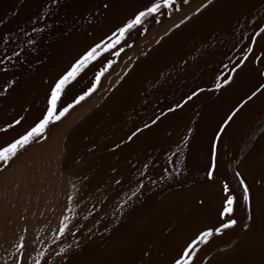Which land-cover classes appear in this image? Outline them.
<instances>
[{
	"label": "bare ground",
	"instance_id": "obj_1",
	"mask_svg": "<svg viewBox=\"0 0 264 264\" xmlns=\"http://www.w3.org/2000/svg\"><path fill=\"white\" fill-rule=\"evenodd\" d=\"M204 3L198 7L199 12L195 7L194 12L186 16L183 23L173 27L167 34L168 37L161 38L145 56L135 59L129 70L126 69L125 75L106 91V97L97 108L88 110L84 117L81 115L82 119L78 116L75 127L77 135L86 139L89 144L113 146L120 141L122 143L140 129L131 141L124 140L118 150L120 153H126L127 157L128 154L137 155L136 157L143 160L142 154L145 152L147 156H154L155 163L160 164L157 169L155 167V179L160 180L182 170L180 145L187 131L185 123H191L188 121L191 120V113L210 96L212 99L209 102L213 106L223 99L225 102L231 98L230 95L236 88L239 87L240 91L247 81L253 80L260 71L264 72V33L256 37L255 42L251 39L255 35L254 30L258 31V25H264V0H211V3L207 0ZM104 4H108V7L105 8ZM148 4L149 0H58L55 4L51 0H0V61H3L0 63V90L7 89L4 95H0V129H4L0 131V135L12 127L9 125H19L36 112L39 116L46 110L50 86L54 81L88 48L101 41L106 43L108 37L126 23L134 12ZM196 5H199L198 1ZM34 28L42 31L36 32ZM133 30L134 28L126 36L134 32ZM4 37L9 38L7 43ZM29 37H32V43H28ZM122 42L117 45L116 51L125 40ZM236 44L237 47L244 48V51L246 47L253 49L252 53L245 51L246 59L251 63L249 69H241L233 74L227 85L222 82L220 87L223 89L219 88V91L209 94L200 91V95L182 102V108H177L172 113L165 111L177 107L179 100L190 91L220 84L217 62L231 54L232 50L235 51L232 48ZM17 52L20 53L19 57L14 54ZM230 56L232 55L227 57ZM98 58L80 73L68 89L90 70L88 68L98 63ZM116 71L115 73L118 72ZM261 102L262 99L256 98L238 114L239 154L242 142L246 138L249 140L244 119ZM246 111L248 112L245 116ZM153 120H156L155 124L152 123ZM73 121L71 122L74 126L76 123ZM69 124L66 129H70ZM145 124L149 127L145 128ZM231 132L232 130L227 133L228 139H231ZM61 143L59 136L51 142L47 140L31 147L28 145L25 151L22 150L23 153L9 162V166L7 164V168L4 166L5 170L1 169L0 264H15L17 259L20 264H35L40 258L37 253L47 251L60 220L72 206L69 197L72 198L75 194L74 188L77 184L74 183L72 189L73 183L70 181L73 179L67 180L69 176L62 175L57 169L60 167L58 162ZM251 153L250 156L253 155ZM221 154L225 156L226 153L222 150ZM192 158L190 163H193L195 157ZM237 173H240V179H243L249 190L250 212L244 205L241 188L234 204V217L239 218L237 227L227 229V232L215 240L212 239L207 245H196L195 264H264V154L257 156L244 171L238 170ZM218 182L219 189L216 187L215 192L201 187L198 191L175 190L158 198L120 238L108 244L100 257L88 264H172L177 253L200 231L218 227L221 223L219 213L224 203L223 184L226 182ZM227 184L230 188L229 194L232 195L233 187ZM71 192L74 194L71 195ZM249 215L252 220L248 219ZM85 220L81 224V231L92 223ZM244 223L249 224V230L242 227ZM21 237L24 248L22 252H18L16 245ZM221 237L222 240L232 239L233 245L230 248L225 247L217 256H207L208 251L213 249L212 245Z\"/></svg>",
	"mask_w": 264,
	"mask_h": 264
},
{
	"label": "rangeland",
	"instance_id": "obj_2",
	"mask_svg": "<svg viewBox=\"0 0 264 264\" xmlns=\"http://www.w3.org/2000/svg\"><path fill=\"white\" fill-rule=\"evenodd\" d=\"M176 1H177L176 2L177 4L175 5V7L178 8L179 11H176L175 9H173L167 12L163 16L157 15L159 17H156L157 19L154 18V20L150 19L151 17L146 18L141 26H137L136 27L137 29L134 28L133 31L136 33L131 31L132 33L127 35L128 37L126 36L125 42L123 41L124 44L120 45L119 48L117 49V51H119L120 53L119 56L115 57L114 55H111V51L112 52L116 51V49L114 50L110 49L109 50L110 53L101 51V54H100L101 56L99 55V58H98L99 60L96 61L98 63H95L93 66L88 68L90 70L87 69L88 70L86 71L87 73L84 74L76 82V84L72 85L67 90V94L62 95L61 101L57 103L58 104L57 109H59L61 105H66L67 103L71 102L72 99H74L76 95H80L82 94L83 91H86L87 88L91 86V83L94 80L95 72L98 71L102 67V64L107 63L109 59L114 61V63L108 68V70L101 77L100 81L97 84L96 89L92 93H90L88 96H86L79 104H75L68 111V113H66L59 121H57L54 124H50L51 126H49L48 130L46 131L45 136L39 137V139L37 138L34 142L29 144V146L31 147L33 146V144L38 145V143L40 144L47 140L51 142L52 140L55 139V137L57 138L60 136L61 142H62L61 143L62 148H60L61 156H59L60 162H58V164H60L59 165L60 167L57 165V167H59L57 169L60 171L59 173H61L62 175L65 174L67 177L69 176V179L65 176L67 180L73 179L72 181H70V183L71 182L73 183L72 189L74 188V183L75 185L77 184V187H78V188L77 187L74 188L75 194L72 193L73 191L71 192V195L74 194L72 195V198H73L71 199L72 201H70L72 206H70L69 210H66L67 214L64 213L66 214L65 216L70 217L69 228L71 229L73 228L72 231H75L76 235L72 236L66 233L65 236H61L59 239H55L59 231V227H58V229L55 232L56 233L54 236L55 238L53 237V240L51 241L52 245L50 244L47 248V251L45 250L44 251L45 253L43 252L45 256L43 255L42 257L39 258L40 264H64L65 255L66 257L68 256L67 264H88L89 262H94L98 257H100V255L102 254V251L108 246V244H111L114 241H116L118 238H120L125 233V231L128 230L132 226V224L136 223V221L142 216V214L145 211H147V209L151 208L152 205H154L161 197H164L166 194L173 193L175 192V190H178L176 192H186V191H193V190L198 191L201 187H206L210 191L213 190V192H215L214 190L219 189L218 180H224L226 183H229L233 187L234 190L232 189V193L234 195L233 194L232 195L236 199L237 197L236 195L240 194L239 192H240V189L242 188L239 180L237 179V171L238 170L239 172L244 171L245 168H247V166L250 164V162H252L257 156L262 155V153L264 154V150H263L264 149V98H262L264 97V95L258 93L256 97H253L252 100H247V97L251 94V92L254 91L255 88L260 83H264V76H261L260 74H258V76L255 77L256 79L254 78L251 81H247V84L240 91H239V87L236 88L231 93L230 95L231 98H229L225 102H223L224 100L223 99L220 102L221 104L217 103L213 106L209 102L212 99V97L210 96L209 99H206L207 101L205 100L199 107H197L193 111V113H191V116H190L191 120H188L191 123L190 124L189 123L187 124V122L185 123L187 125V127L185 125V130H187L185 134L186 136L184 135V140H182V143H181L182 145H180V149L182 151L181 154L183 157L182 158L183 166L181 165V167H183L184 169L182 168V170H179V173L175 171V173L177 172L176 174H174L173 172L172 174H169L168 177L165 176V178H162L160 180L157 178L155 179V176L153 177L154 172H155V167L157 169L160 166V164L155 163L156 161L154 160L155 159L154 156L151 157L149 154L147 156V152L142 150V152L146 153V154L145 153L142 154L144 155V160L140 157H136L137 155L129 156L128 154V157H129L128 158L126 153L125 155L124 153H120L118 151L119 147H121L122 143H124V140L125 142H128V140H126L127 138H125L122 143L121 141L120 143H117L118 145L115 143V145L113 144V146H109V145L89 144L88 141H86V139H83L80 137V135H77V130L75 127L78 123L77 122L78 116L80 115L79 117H81L82 115V117H84L86 113H88V110L91 111L90 109L93 110L97 108L98 105L106 97L108 93L106 91H109L115 85V83H117V80L118 79L120 80L121 77L125 75L124 73H126V69L129 70V68L131 67V64L133 65V63L136 60H139L143 56H145L146 52L149 49H151V47L152 48L155 47L159 43L161 38L164 37L163 39H165L166 37H168L167 34L173 27L177 26V24L185 20L187 18L186 16L191 15L190 13L194 12L195 7L198 9V7H201L202 5H204L205 4L204 1L206 2L207 0H200V1L199 0H188L187 4H184L183 0H176ZM197 1L199 3L198 6L196 5ZM136 12H134L129 19L133 18ZM107 42L108 40L106 41V43ZM237 46L238 44H236L232 48V49H235V51L232 50L231 54L230 53L227 54L228 57L229 55H232L230 56V58H228L225 55V57H222L217 62V66H219V68L217 69L218 77L219 79H221L220 86L223 82L222 78L223 79L225 77L232 78L233 74H236L239 70L241 71L242 69V71H245L249 69L250 67L251 63H249L247 59L246 61H244L246 57L244 48L242 49ZM234 55H237V56H234ZM242 56L244 57V59H242ZM241 60L243 61L244 64L242 63L241 67L236 68L237 71H234V72L230 71V69H232L238 62H241ZM126 65H128V67L125 68ZM246 65H248V67ZM222 66H224L225 68ZM121 69L123 70L125 69L124 70L125 72ZM115 71L118 74L115 73ZM120 71L121 72L123 71V72L121 73ZM220 73H221V76H220ZM260 73L262 72L260 71ZM213 85L215 88H213ZM216 86L217 84L216 85L211 84L206 88L202 87V89L200 88V90L197 88L193 91H190L189 93H186L185 97H182L179 100L177 104L179 105V107H175V108L171 107L173 111H167V110L165 111L168 113H172L175 111V109L182 108L183 106L182 102L187 101V100L190 101L188 97L191 96V94L194 91L195 92L197 91L198 92V93L196 92L197 95L198 94L200 95L202 92H205V93L208 92L207 94H209V93L217 92V90L219 91L220 89H223L221 87H219L220 88L219 89ZM214 89L216 90L214 91ZM194 97L195 96H192V99ZM256 98L258 100L262 99V102L259 103L260 105L258 104L256 109L252 111L249 115L247 114L248 116H246V113L248 111L244 113L246 116L244 119V122H245L244 124L246 126L245 131H246V134L248 135L249 140L246 138L247 140L245 139L242 142L241 154L243 155H241L238 152L239 151L238 150L239 149L238 147L239 146V115L238 114H240L242 109H244V107L247 104L255 101ZM259 107H262V108H259ZM237 108L239 110L236 112V115L234 116L233 120L230 121L229 125L225 127V130L222 133H220L219 138H217L216 134L217 132H219L223 121L226 119L227 115L231 111ZM45 111L46 110H43V112L40 113L39 115L40 117L38 116V114L36 115L37 113L36 112L29 118H26L23 121H21L19 125H16V126L11 125L12 127L6 133H3L2 135H0V146H6L8 143L12 142L15 138H18L20 135L25 133L26 130H28L32 125H34V123H36L42 117V114ZM82 117L80 119H82ZM73 120H75V122ZM71 121H73L76 124H74L73 126L72 125L73 123ZM69 122L72 125V127L69 124ZM67 124H69L68 128L70 126V129H66ZM230 130H232L231 132L232 134L230 135L231 139H228L227 133H230ZM93 132L94 131H92V133ZM225 135H226V138H225ZM62 136H63V141H62ZM226 141H227V145H226ZM250 142H253V143H250ZM214 144H215V157H214L215 169L213 171L211 164L213 162L212 153H213ZM27 147L23 151H25ZM246 148L248 149V151H245L247 150ZM222 150L226 153L225 156H223L224 154H221ZM242 150H244L243 153H242ZM20 153H23L22 150L21 152L19 151L17 155H19ZM250 153L253 155L250 156ZM145 155L147 158L145 157ZM16 156L10 159L9 162L11 163V161H13V159H15ZM241 156H242V159H241ZM192 157L193 158L195 157V158L193 159ZM224 157L226 158L223 159ZM190 158H192L195 161L194 162L192 160L194 164L190 163L191 162ZM136 159H138V161ZM9 162H8V166L10 164ZM4 166L5 168L8 167L7 165L3 164V162H0V171L1 169L5 170ZM181 167L179 169H181ZM209 172H212L213 179H208ZM239 176H240V173H239ZM116 180H119L121 183L116 184L115 183ZM140 184H143V188H140V191L137 192V195L133 196L132 192L136 191L137 187ZM191 185L193 186V188ZM78 189H80V191ZM124 189L126 192L124 191ZM234 191L237 192V194ZM141 193H143L144 195H141ZM101 201H103V203H101ZM70 210H72V212ZM81 216H83L84 219ZM85 217H88L87 218L88 220L87 219L85 220ZM79 218L81 219L80 221H79ZM84 220L85 221L90 220L92 221V223L89 221L91 225L89 226L86 225L85 227L86 231L84 230V228H83V231H81V227H82L81 224L84 223ZM236 220L239 222V218H237ZM77 225L79 227L75 228L77 227ZM225 231L227 232V230ZM225 231L222 233V235L225 233ZM220 236L214 235L210 238V241L212 239L215 240L217 237H220ZM89 237H91V239H89ZM222 238L223 237H221L218 242H215V244L212 245L213 249H210L208 251L207 256H213V257L217 256L218 253L221 252L223 249L230 248L231 245H233L232 239L228 241L229 239L227 240L225 238V240L227 241L226 242L224 239L222 240ZM222 241L223 243H221ZM78 247H79V251H78ZM61 248L65 249V253H61L60 251ZM50 250L51 251L54 250L55 252L53 253L52 251L53 253L52 254L50 253L51 252Z\"/></svg>",
	"mask_w": 264,
	"mask_h": 264
},
{
	"label": "snow or ice",
	"instance_id": "obj_3",
	"mask_svg": "<svg viewBox=\"0 0 264 264\" xmlns=\"http://www.w3.org/2000/svg\"><path fill=\"white\" fill-rule=\"evenodd\" d=\"M53 4L57 3L58 0H51ZM184 4L188 3V0H183ZM209 3H211V0H209ZM176 0H149V4L145 6L142 10H138L133 18L129 19L126 23H124L122 26L118 27L110 37H108V42L105 43L104 41H101L99 43L94 44L90 48H88L83 55H81L78 59L75 60L74 63L71 64V66L63 73L61 74L58 79H56L52 86H50V95L47 98V108L46 111L42 114V117L34 123L28 130H26L25 133L20 135L18 138H15L12 142L8 143L6 146H0V162H3L5 165L8 164L10 159L15 157L19 151L23 150L28 146L30 143L34 142L37 138L43 137L46 134V131L49 128L50 124H54L57 121H59L68 111L75 105L79 104L86 96H88L90 93H92L96 87L98 82L100 81L101 77L104 75V73L108 70V68L114 63L112 60H108L107 63L102 64V67L95 72L94 80L91 83V86L87 88L86 91H83L82 94L76 95L74 99H72L71 102L67 103L66 105H61L59 109H57V103L61 101L62 95L67 94L68 86L72 84L73 81L77 79V77L80 75V73L88 67L90 63L95 61L98 56L101 54V50L103 52H109L110 49H115L117 45L120 44L121 41L125 40L126 34L129 33V31L133 28H136L137 26H141L142 23L145 21L146 18H156L157 15H165L167 12L175 9L176 11H179L178 8L175 7ZM104 7L107 8L108 4H104ZM200 9H197V12H199ZM42 19V18H41ZM184 21H181L183 23ZM36 32L42 31L40 28H34L33 29ZM255 35L251 38L253 42H255V38L260 36L262 33H264V25H258V31L254 30ZM142 34V33H141ZM5 42L7 43L8 37L3 38ZM28 43H32V37H29ZM130 47V45H129ZM245 51L248 53H252L253 49L251 47H246ZM17 57H19L20 53H14ZM114 56H119V51H113L111 53ZM246 59V57H245ZM258 59V58H257ZM0 63H3V61H0ZM243 61L238 62L230 71H235L236 68L240 67ZM261 76H264V72L260 73ZM231 80V77H225L223 79V84L227 85ZM220 87V84H217V88ZM5 90H0V95H4ZM264 94V83H260L254 91L251 92V94L247 97V100H252L253 97H256L257 94ZM197 93L193 92L191 96L188 97V99H191L192 96H196ZM246 102V101H245ZM242 106V105H241ZM179 107V105H177ZM239 109H235L231 111L226 119L223 121L219 132H217V138H219L220 133H222L225 130V127L229 125L230 121L233 120L234 116L236 115V112ZM168 111H173L172 108H169ZM159 117L156 118L158 120ZM156 120H153L152 123L155 124ZM16 123H19L17 121ZM11 127V125H9ZM145 128H148L149 125L145 124ZM0 131H4V129H0ZM141 131L140 129H137L136 132H133L132 135H130L127 139L129 141L132 140V138L137 134V132ZM213 162L211 164V167L214 171L215 169V163H214V157H215V144L213 145ZM208 179H213L212 172L208 173ZM237 179L240 182L241 187L243 188V201L246 208H248L250 212V196H249V190L247 187H245V182L243 179H240L239 173H237ZM116 184H119L120 181L116 180ZM140 188H143V184H140L137 187V190L133 192V196L137 195V192L140 191ZM223 191L225 194L224 197V203L222 210L219 213V218L221 223L218 227L215 228H209L206 230H202L199 232L198 235L195 236L194 239H192L189 243L186 244L183 249L177 253V256L173 258L172 264H195L194 258L197 255V247L196 245H207L210 243V238L215 236H220L222 233L227 229H233L237 227V220L234 217V204H235V198L230 193V188L227 183L223 184ZM143 195V193H141ZM72 198L69 197V200ZM103 203V201H101ZM91 214V213H90ZM88 217H85L87 219ZM249 220H252V216H248ZM69 221L70 217L64 216L60 222H59V231L57 234L56 239H59L61 236H65V234H70L72 236L76 235L75 231H72L71 228H69ZM79 226H77L78 228ZM242 227L245 230H249V224L244 223ZM91 239V237H89ZM17 251L22 252L24 248L23 244V237L20 238V242L16 245ZM61 253H65V249H60ZM79 251V247H78ZM38 256L42 257L44 255L43 252H38ZM147 255V253H145ZM15 264H20L19 259L15 261ZM36 264H40V260L37 259ZM64 264H67V257L65 255Z\"/></svg>",
	"mask_w": 264,
	"mask_h": 264
}]
</instances>
